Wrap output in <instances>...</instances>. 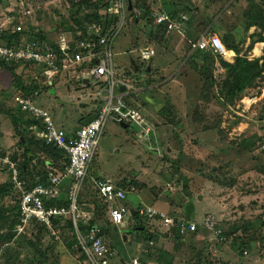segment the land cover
<instances>
[{"label": "rangeland", "instance_id": "rangeland-1", "mask_svg": "<svg viewBox=\"0 0 264 264\" xmlns=\"http://www.w3.org/2000/svg\"><path fill=\"white\" fill-rule=\"evenodd\" d=\"M1 1L0 29L3 31L8 28L12 32V29L17 27L25 33H30L31 30L33 33L42 31L43 47L62 41L67 42L75 37L68 29L71 22L69 16L75 11V8L70 7L69 0ZM100 1L101 4L110 2V0ZM146 1L150 5L151 13L160 11L162 7L167 10L166 12L170 10V0ZM173 1L178 6L183 5L191 10L189 13H179L175 18L179 20L180 15H184L188 19L185 23L186 28L179 33L173 31L169 34L164 33L163 41H158L159 29L156 26L152 28L150 16L148 20L150 25L147 21H140L136 25L133 22L128 23L112 44L113 66L118 73H115V77L123 87L122 96H134L135 89L142 88L147 91L131 99L127 97L126 100L129 101L124 103L138 110L146 121L153 125L154 134L151 135L150 142L154 143L155 140L157 142L151 149L158 151V155L143 149L138 133L133 127L124 129L116 123L108 122L99 139L96 156L89 168L88 179L110 178L111 183L116 186L117 180L122 177L123 179L118 181L121 182L118 184L122 187L123 181L133 180L134 177L140 185L144 184L148 189L156 190L160 196L173 199L179 204L180 209L175 210V216L184 221L183 207L190 203L194 215L188 221L196 225V231L183 235L182 241L175 242L170 237V244L173 246L168 255L156 262L153 261L155 253L152 252L151 262L147 261V263L198 264L199 261L200 264H264V174H258L256 171L259 167H264V86L260 80H257L253 87L246 89L232 104L224 103L218 93L217 83L221 77L226 76L227 72L220 66L222 60L218 61L213 57L214 64L209 67L208 73L213 80H216V84L206 88L203 74L191 59L194 55L202 59L200 55L209 52L191 51V44L196 41L195 39L209 29V32L220 36L236 30L243 40L239 41L242 46L240 55L246 54V58L252 61L257 56H262L264 49V45L257 46L259 41H256L257 37L253 34L263 37L264 32L255 27L249 28L248 31L244 29L243 12L247 6L246 0ZM254 1L263 4L264 7V0ZM86 10L88 6L81 10L80 14ZM99 11L103 12L102 8ZM209 20L211 22L207 24ZM189 25L192 26V32L198 30L196 38L195 35L192 38L186 33ZM134 31L138 37L135 47H132L130 38ZM177 40L183 42L180 50L174 48ZM251 40H255V43L248 51ZM145 46H150L153 51L152 59L147 61V64L140 59L139 51ZM256 47L260 49L259 54L253 52ZM131 60L136 70L141 67L137 75L129 68ZM233 62L231 60V63ZM145 67L148 73L142 71ZM86 68L87 65H84L82 69ZM15 72L21 75L26 84L36 81L39 85H43L37 81L41 79L39 68L19 66ZM70 78L71 74L64 77L59 86L55 83L51 84V88L41 94V105H38L48 110L51 119L58 124L55 123V127L64 131L83 126L79 122L82 117L80 113L86 108L79 109L78 102L85 101L86 104L87 102L92 104V98L96 99L97 91V87L94 89H91L93 88L91 86L84 87L75 77ZM11 85L10 75L0 68V106L7 111L12 108L11 100L14 96ZM81 95H85L86 98L81 99ZM97 104L99 109L102 102L98 101ZM155 104L161 106L160 110L164 106H170L174 122L170 123L165 116L160 115L158 110L154 109ZM93 111L95 112L91 108L90 112ZM217 123L220 131L215 127ZM16 142L17 138L14 136L10 120L0 115L1 149L10 152ZM146 146L150 147L149 144ZM173 164L178 168L177 171ZM182 177L189 180L187 188L190 192L189 197L182 192ZM3 181H8L7 176L0 173V183ZM62 190L64 195L65 189ZM128 191L138 192L142 196L141 200L146 196L149 199V190L143 186L136 187L135 191L134 189ZM81 197H84L81 200L86 199L84 207H88L89 200L95 197L89 184H86V187L84 185ZM13 201L14 199L10 197L4 198L0 200V207H11ZM126 201L127 198L124 203ZM154 203L158 209L174 210L171 206ZM149 205L151 203L143 199L139 211ZM207 217L215 219V231H217L216 227L220 230L226 229L231 223L238 227L247 225L249 229L255 231V233H243L239 230L232 234L233 238L238 236L237 244L248 243L249 248L243 249L246 251L245 254L238 252L236 246H228L229 242L222 243L214 230L205 228L203 221ZM141 219L144 220L143 217ZM156 222L158 221H149L150 225L147 226L157 229ZM109 231L110 234L103 241L111 250L109 245L116 248V239H112L114 233ZM35 232L36 227L31 226L26 228L23 234L27 235V239H32ZM55 232V235L44 232L40 238V246L49 255L47 261L40 264L54 262L80 264L83 256L78 250L76 238L84 234L79 230L78 233L69 231L67 228L62 231L59 227ZM209 234L215 237L216 247L209 242L207 238ZM134 243H126L124 247L127 252L123 249L120 254L117 250L116 264H124L129 259L144 257L145 247L142 246L143 251L140 252L139 243H135L136 248ZM69 244L72 247L69 248ZM8 248L10 256H13L15 251L20 254L17 259L12 257L13 260L9 264L37 263V257L24 242L10 244Z\"/></svg>", "mask_w": 264, "mask_h": 264}, {"label": "built area", "instance_id": "built-area-1", "mask_svg": "<svg viewBox=\"0 0 264 264\" xmlns=\"http://www.w3.org/2000/svg\"><path fill=\"white\" fill-rule=\"evenodd\" d=\"M127 1L111 0L108 13L116 17V22L108 27V23L104 27L92 25L89 29L91 41L80 43L82 51L63 59L60 65L56 61L55 55L48 52H38L31 42L22 41L10 48L0 46L2 59H18L24 63L33 62L47 79L68 70L69 67L87 65V68L82 70L80 75L89 80L93 88L97 87L96 98L102 102L95 118L87 125L78 128L73 137L68 140L65 131L57 129L45 111L33 107L28 100L19 97L13 99L15 105H19L33 119L43 124V129L34 126L29 128L36 138L42 140L46 145H54L63 150L69 157L68 165L61 174L48 176V185H35L30 189L24 188L19 179L17 162L10 161L8 157L1 160L8 167L7 173L14 189L20 193L18 206L21 225L17 227L18 233H21L32 219L45 226L47 232L53 235L56 233L55 221L59 223L60 221H70L77 232L79 230L78 223H85L89 219V214L80 210L77 203L78 194L87 182L99 200L109 203L108 220L110 223L119 226L124 220L126 211L124 201L127 198L125 191L116 188L109 181L89 180L88 169L97 152L98 142L106 123L113 122L118 125L124 124L133 127L138 133L137 136L142 146L149 144L150 137L154 134L153 126L144 119L140 112L124 105L121 96L116 97L115 94L116 88L123 89V87L115 77L112 44L127 23L134 21L139 16L134 7L131 12H128ZM151 18L153 25L163 26L167 34L172 31L179 33L185 28V23L188 21L184 15H181L177 20L159 11L153 13ZM101 29H104L105 35L100 34ZM21 30L20 27H17L12 31L22 32ZM60 47L64 49L63 42L60 43ZM139 51L142 61H148L153 55L150 46H145ZM191 51H211L225 63H231V60L234 59V52L228 49L216 34L209 32V29H206L191 44ZM63 188L65 194L62 196L61 189ZM61 198L65 199L66 205L58 202ZM117 203L119 205H115ZM139 214L149 220H158L167 231L174 226H177L180 234L196 230L194 223L186 224L182 220L176 223L174 218L158 213L150 207L141 210ZM215 224L216 221L213 217H207L203 221V226L210 231H215ZM214 233L218 237V231ZM76 240L78 250L83 256L80 264H116L114 254L99 236L97 227L87 226L86 233L83 236L78 235ZM124 264H140V262L138 258H133Z\"/></svg>", "mask_w": 264, "mask_h": 264}, {"label": "trees", "instance_id": "trees-1", "mask_svg": "<svg viewBox=\"0 0 264 264\" xmlns=\"http://www.w3.org/2000/svg\"><path fill=\"white\" fill-rule=\"evenodd\" d=\"M24 1L26 2V0ZM246 1H247L246 10L243 12V18L245 21L244 29L248 31L249 28L255 27L259 29L261 32H264V7L262 6L263 4L257 3L254 0H246ZM1 3L2 1L0 0V5ZM69 3L71 8H75V11L69 16L71 22L69 23L68 29L75 37L67 42L62 41L64 44V49L60 47V43H54L52 46L49 47L44 46L45 47L44 48L42 43L44 40V35L42 31H38L36 33H33L32 32L33 30H31L30 33H25L23 31L10 32L8 28L5 29L4 31L0 29V46L2 45L10 48L12 45L19 44L22 41L31 42L33 43L34 47L38 50V52H48L55 55L57 58L56 61L60 65L63 59L71 57L75 53L82 51V48L80 47V43H85V41H91V39L89 38V31H90L89 29L92 25L95 24L100 27H104L108 23L107 24L108 27L116 22V17L111 16L108 13V7L110 5V2L101 4L100 0H95V1L69 0ZM131 5H132V9L134 7V9H136L139 14H143L146 18H149L153 14L151 13L152 10L149 7L150 5L146 0H131ZM86 6H88V10L80 14V11L84 10ZM169 6H170V10L168 12H166L167 10L163 9V7L159 12H164L172 19H175L179 13L190 12L188 7H184L183 5L178 6L177 3L173 0H170ZM101 8L103 12L99 11L101 10ZM155 12H157V10ZM136 21L137 19H135L132 22L135 23L136 25L137 24ZM208 22L210 23L211 20L207 21V24H209ZM156 27H158L159 29L157 36H159L160 38L158 40L157 37V40L162 42L164 38L165 28L163 26H156ZM100 34L105 35L104 29H101ZM253 36L257 37L256 41L264 39L260 35L253 34ZM220 39L228 49L233 50L236 53L234 64L231 65L223 61H220L221 68L222 67L225 68L227 72H226V76L221 77V79L217 81L219 86L218 93H220V97L224 100V103L232 104L235 100H237L243 95L246 89L253 87L256 84L257 80H260L264 86V49L261 57L249 61L246 59V54L243 56L240 55V50L238 49V45L241 43H238L237 45L235 44L230 45L231 37L229 36L228 33L221 36ZM254 43L255 40H251L248 46V51L251 49ZM195 56L196 55H194V57L192 56L191 59H194ZM200 56L206 64L205 65L202 64L203 66L199 67L200 69L198 70L201 72V74H203L205 84L208 85L210 83L209 88H211L213 84L214 85L216 84V80L214 79L215 80L214 82L211 74L208 73L207 76L206 72H208L209 67L214 64L213 57L215 58L216 56H214V54L211 51L206 52L205 54ZM150 59H152V57ZM145 63L147 64L148 62L146 61ZM19 66L22 68L25 66L33 67L31 63L26 64L18 59L5 60L0 57V68L5 70L10 75L11 84H12L11 87L14 91V96L12 97L11 100V104H12L11 106L13 109L11 108V110L8 109L7 111L1 108L0 106V115H3L4 117L10 120L14 131V136L17 138V142L14 145V149H12L10 152H7L1 149L0 147V172L5 174L7 176V180L9 181V182L6 181L0 183V200L7 197L14 199L13 205L11 207H7V206L0 207V264H2L3 261L4 264H9L13 260V258L14 259L18 258L20 254L16 251L13 252V256L9 255L8 246L10 244H15V243L18 244L19 242L22 243L24 242L27 247L31 248V250L34 253V256L37 257L36 264H40L41 262L44 261L46 262L47 257L49 256L47 255V251L43 249L39 243L42 234L44 232L47 233V230L45 229V226L38 224L37 222H35L34 219H32L25 226L23 231L21 233H18L17 227L21 225V217L18 206L20 193L14 189L12 183L10 182L9 174L7 173L8 167L6 164H3L1 160L5 157H8L10 161L17 162L19 179L23 183L24 188L30 189L32 186L35 185H48V178H49L48 176L52 174L55 175L61 174L64 171V168L68 165L69 157L66 154V152H64L63 150L57 148L54 145H50V144L46 145L42 140L36 138L35 134L29 128L34 126L38 129H43L44 128L43 124L40 121L33 119L30 116V114H28L27 111L22 110V108L19 105L18 106L15 105L13 99L15 97H19L24 100H28L33 107L39 108L38 99L40 98L42 93L48 91L51 88L49 84H45L43 86V85H39L36 81H32L27 84L24 83V80L21 77V75H18L15 72V69L18 68ZM82 68L83 66L82 67L73 66V67H69L68 70L65 71L66 72L73 71L75 76H80V73L83 70ZM140 71H141V67L138 68L137 73ZM142 71L148 73L146 67L143 68ZM158 112L160 113V115L165 116L170 123L174 122L172 118V111L170 106H164V108H162ZM23 114L28 115L29 119L28 120L24 119ZM96 114L97 113L95 112L85 117L82 120L85 122L83 126L91 122L95 118ZM219 123L215 125V127L218 128L217 129L218 131H220ZM53 124L56 126L54 122ZM127 127L128 126H126V128ZM75 132L76 130L72 134H67L65 132L67 139L69 140L71 137H73ZM173 167L175 168V171L178 170V168L175 167V164H173ZM256 171L258 174H264V167L263 166L259 167ZM90 179H94V178H90ZM182 179H183L182 192L189 197L190 192L187 190L189 180L185 177H182ZM123 182H124L122 184L123 190L128 193H129L128 190L130 189L133 190L134 189L133 187L136 188L138 186H143V188L147 190V187L144 184L140 185L136 181L125 180ZM81 191L79 192L77 197V203L80 210L82 209V206L84 207V204L82 205L80 198ZM152 191L157 193V191L154 189H152ZM62 192L63 190L61 189V193ZM93 194L95 195L94 192ZM89 201L92 202V206H91L92 208L91 207L89 208L91 214L89 215V219L85 223L84 222L78 223L79 230L82 233H86L87 226L97 227L99 230V236L102 239H105V237H108L109 233H107V231H108V227H110L111 225L110 221L108 220L109 203H104L103 201L99 200V198H97L96 195L95 197H92ZM58 202L63 205L67 204L64 198H61ZM175 206L176 208L180 209L179 204ZM183 208H184L183 211H184L185 221L184 220L182 221L188 224L190 222L188 220L193 216L192 213L193 208L192 206H190V203ZM138 218L140 217L138 216V214H136L134 216L135 221ZM57 222L58 221H55L54 223L57 226L58 225L61 226L62 221H60V223ZM136 225L137 226L140 225L141 228H143V230L140 233H136L135 235L138 234L139 242H142L145 246V251L143 255L144 257H142V259L138 258V260L140 264H148L147 261L151 259L152 256L151 253L155 248L154 243L157 242L156 238L159 237V235L157 234L154 235L151 233L146 234L145 224L142 223L138 224L136 222ZM31 226L36 227V232L34 238L27 239V235L23 233L26 228L28 229ZM65 226L70 230L73 229V225L70 221H65ZM103 228H105L106 230ZM216 228L219 233L218 239H220L222 243L224 241L229 242L230 244L228 246L230 247L236 246L237 251L241 253L246 252L243 251V249L249 248L248 243L241 242L237 244L236 242L238 241V236L233 238L232 234L237 233L239 230H241L243 233H255V231L249 229L247 225L238 227L232 223L228 225L226 229L220 230L219 227ZM186 234L187 233L180 234L179 230L178 229L176 230V228H174L172 229V231H170V234L168 236L169 238L171 237L174 239L175 242H177V241H182L183 235ZM144 235L147 236L146 239L144 238ZM109 246L111 248L110 251L112 252V254H114V257L116 258L115 261L117 263V258H118L117 250H115L116 248H114L112 245ZM4 247H6V249ZM68 247L70 248L72 246H70L69 244ZM52 264H56V263L54 262ZM198 264H200L199 261Z\"/></svg>", "mask_w": 264, "mask_h": 264}, {"label": "crops", "instance_id": "crops-1", "mask_svg": "<svg viewBox=\"0 0 264 264\" xmlns=\"http://www.w3.org/2000/svg\"><path fill=\"white\" fill-rule=\"evenodd\" d=\"M150 7V6H149ZM190 12H191V10H190ZM141 15H143V14H139V16H138V18H137V21H136V23H139L140 21H147V23L149 24V22H148V20H150L149 18H146L144 15H143V18H140V16ZM193 20V19H192ZM195 25V24H194ZM154 26V25H153ZM190 27H188L189 28V30H187V34H190L191 35V37L193 38L194 37V35H195V38H196V36H198L197 34H198V30H196L195 32H192V30H191V27L193 26V24H192V26L191 25H189ZM185 28H186V26H185ZM124 29V28H123ZM122 29V30H123ZM235 32H228V34H229V36L231 37V44L230 45H237L238 43H240L239 41L241 40V38L239 37V33L238 32H236V30H234ZM134 33H135V31L132 33V38H133V35H134ZM216 33H217V31H216ZM215 34V33H214ZM226 34V33H225ZM217 35V34H216ZM219 36H220V34H218ZM217 35V36H218ZM218 36V37H219ZM137 37H138V34H137ZM221 37V36H220ZM219 37V38H220ZM132 38H130L131 40H132ZM178 37H176V39H177ZM199 37H197L195 40H197ZM263 38H264V35H263ZM182 40V39H181ZM193 41V40H192ZM260 42H258V44H257V46H259L260 44L263 46L264 44H262V43H264V39H261V40H259ZM262 42V43H261ZM136 43H137V39H136ZM136 43L133 45L132 43H131V41H130V44H131V46L132 47H135V45H136ZM181 43H183L182 41H180V40H177V42H176V44H174V48H175V50H180L181 48H182V45H181ZM242 46H240V44L238 45V49L240 50V52H241V48ZM260 51V50H259ZM127 52H128V50H127ZM254 52V51H253ZM198 53H200V52H198ZM259 54V53H258ZM202 55V54H201ZM214 56H216V55H214ZM236 57V56H235ZM235 57H234V59H233V61L235 62ZM259 57H261V56H257V58H259ZM215 58H217L218 59V61H220V58L219 57H215ZM247 59V58H246ZM194 61H193V63L195 64H197L196 65V68L197 69H200L199 67H202L203 65H205L206 63L202 60V59H200V58H197V57H195L194 59H193ZM202 60V61H201ZM248 60V59H247ZM131 62H132V60H131ZM234 62L233 63H228V64H234ZM31 64H32V66L34 67V68H38L33 62H30ZM30 63H26V64H30ZM203 64V65H202ZM131 65V67H129L130 68V70L133 72V73H135V75H136V73H137V70H136V67L135 66H133L134 64H130ZM40 69V68H39ZM114 70H115V68H114ZM68 73V75H70L71 74V78L70 79H72V78H74L75 77V79L77 80V81H80V85H82V86H84V87H87V85L88 86H91L92 87V85H91V82H89V80H86V79H84L81 75L80 76H75V74L74 73H72V72H66V71H63V72H61L60 74H58V75H56V76H53L51 79H47V78H45L43 75H42V73L39 71V77L41 78L40 80H37L38 82L40 81L41 83H43V86L45 85V84H49L50 86H51V84H54L55 83V85H57V86H59V84H60V82L61 81H63L64 79V77H68V75H66ZM115 73H117V71L115 70ZM119 73H121V72H119ZM72 74H74V76L72 77ZM118 74V73H117ZM206 75L208 76V72H206ZM204 84H205V82H204ZM42 85V84H41ZM205 86V85H204ZM69 87H74V86H69ZM206 87L208 88V87H210V83L208 84V85H206ZM76 88V87H75ZM95 88V87H94ZM94 88H91V89H94ZM122 88L120 89V88H116L115 89V94H116V97H119V96H121V100H122V102H123V104L124 105H126L124 102H127V101H129V99H127L126 100V98L128 97V98H132V97H135V96H139V95H141V94H143V93H146L147 91L145 90V89H142V88H140V90H138V89H135L134 91H133V93H134V96H122L123 94H124V92H122ZM145 90V91H144ZM139 91H140V93H139ZM88 97H90V96H88ZM80 98L82 99V98H86V96L85 95H81L80 96ZM126 100V101H125ZM97 102H98V100H97V98L95 99L94 97L92 98V104L91 103H89V102H87V104H86V102L85 101H83L82 103H80V102H78V104H79V109H84V108H86V110L84 111V112H81L80 113V115L82 116L81 118H80V120H79V122L81 123V124H84L85 122L84 121H82L85 117H87L89 114H92V113H97V111H98V109H97V107H98V104H97ZM38 105H41V100H40V98L38 99ZM92 105V106H91ZM128 105V104H127ZM126 105V106H127ZM156 105V104H155ZM154 105V106H155ZM96 106V107H95ZM39 108H41L40 106H38ZM127 107H129V108H132L130 105H128ZM91 108H93L94 110H95V112L93 111V112H90L91 111ZM160 108H161V106L160 105H156V108H154V109H156V110H160ZM41 109H43L47 114H48V116L50 117V114H49V111L48 110H46V109H44L43 107L41 108ZM132 109H134V108H132ZM134 110H136V109H134ZM138 111V110H137ZM139 112V111H138ZM24 115V119H26V120H28L29 119V116L28 115H26V114H23ZM80 115H78L77 114V116H80ZM50 119H51V117H50ZM77 120H78V118H76ZM145 119V118H144ZM52 120V119H51ZM146 120V119H145ZM54 123H56V121H54V120H52ZM79 123V124H80ZM149 123V122H148ZM57 124V123H56ZM59 124H61V123H59ZM58 125V124H57ZM151 125V124H150ZM120 126V125H119ZM153 126V125H152ZM121 127V126H120ZM62 128V127H61ZM78 128H80V127H78ZM78 128H75V129H73V130H68V131H65L67 134H72L75 130H77ZM125 129V128H124ZM135 131V130H134ZM136 132V131H135ZM137 133V132H136ZM157 135V134H156ZM156 140H155V142L153 143H149V146L150 147H148V146H143L144 148L143 149H145L146 151H148V152H150L151 154H153V155H158V151H156V150H152L151 148H153L155 145H156ZM154 151H156V154H154ZM96 156V155H95ZM95 158V157H94ZM1 173V172H0ZM2 175H5V174H3L2 173ZM6 176V175H5ZM94 179H97V180H100V181H109V182H112L111 181V179L110 178H94ZM121 179H123L122 177H120L118 180H117V182H116V188H118V189H121V190H123V186L121 187V186H119V184L118 183H121V182H118L119 180H121ZM132 180V179H131ZM133 180L135 181L136 179L133 177ZM132 180V181H133ZM3 182H6V181H3ZM86 184H89L88 182L87 183H85L84 185H85V187H86ZM89 186H90V184H89ZM84 187V186H83ZM134 188V191H135V187H133ZM83 189V188H82ZM147 190H149V193H148V195H149V199H147V197L148 196H146V197H144L143 199H145L146 200V202L147 203H151V205H149L148 207H150V208H152L153 210H155L156 212H158V213H162V214H164V215H166V216H168V217H171V218H174V220H175V222L177 223L180 219H176V217L177 216H175L176 214H175V210H179L178 208H176V206L175 205H177V203L173 200V199H169L168 197H166V198H168V200H169V202L168 203H164V202H161V201H158L157 199H155L154 197H153V195H152V193H155L154 191H152L151 189H148L147 188ZM124 191V190H123ZM140 193V192H139ZM155 194H157L158 196H160L158 193H155ZM141 195H139L138 194V192H136V193H128L127 194V201L124 203V206H125V216H124V220H123V223H122V225H119V226H117V225H113V224H111L110 225V227H108V231H107V233H109L110 231L109 230H111L113 233H114V235H112L111 237H112V239H116V243H115V246H116V250H118L119 252H120V254H121V252L123 251V249H124V251L125 252H127L128 250L124 247V246H126L127 244L126 243H129V242H132V243H139L138 245L141 247V249H140V252L141 251H143L142 250V246H144V244L142 243V242H139V239H138V234L137 235H135L136 233H140L142 230H143V228H141V226L140 225H136V222L138 223V224H140V223H142V224H145V227H146V231H145V233L147 234V233H151V234H157V235H159V237H157L156 238V240H157V242L156 243H154V250L152 251V252H154L155 253V256H154V260L153 261H158L160 258H163V256H167L168 255V253H169V250L171 249V247L173 246L172 244H170L171 243V239L169 238V234H170V231H172V229H174V228H176L177 226H174L173 228H171V229H168V231H167V229H165V228H163V226L161 225V222H159L158 220H155V219H151V220H149V219H147L146 217H144L143 215H141V214H139V208H141V203H142V200H141ZM160 197H162V196H160ZM82 198H84V197H81V199ZM85 198H88V197H86L85 196ZM149 200V201H148ZM85 201H86V199H83V200H81V202H82V205L83 204H85ZM172 203H171V202ZM154 202H159V203H161V204H164V205H167V206H171V207H173V209L174 210H172V211H165V210H162V209H158V208H156L155 206H154ZM130 204V205H129ZM115 205H119L118 203L117 204H115ZM92 206V202H89V205H88V207L87 206H85V207H83L82 206V211H84V212H87L88 213V211H89V208ZM87 207V208H86ZM92 208V207H91ZM87 209V210H86ZM194 212V211H193ZM197 212V211H196ZM89 215L91 214L90 213V211H89V213H88ZM136 214H138V216L140 217V218H138L136 221H135V219H134V216L136 215ZM194 215V214H193ZM141 217H143L144 218V220H142L141 219ZM149 221H158V222H156L157 223V225H156V227L155 228H157V229H153V228H149L147 225H150V223H148ZM191 223H193V222H191ZM57 227H61L60 229L62 230V231H65L66 230V226H65V221H62L61 222V226H56L55 227V230L57 231ZM160 227V228H159ZM79 228V227H78ZM132 228V229H131ZM69 231H73V232H75L74 231V228L72 229V230H70L69 228H67ZM103 229H105V228H103ZM197 229V228H196ZM204 229V228H203ZM106 230V229H105ZM176 230H177V228H176ZM79 232L80 233H82L80 230H79ZM175 232V231H174ZM133 233V234H132ZM169 233V234H168ZM184 233H192V232H189V231H186V232H184ZM84 234V233H83ZM110 234V233H109ZM165 235V236H164ZM146 235H144V238L146 239ZM208 239H209V242L211 243V245L213 246V247H216L217 246V242H216V240L214 239L215 237H212L210 234H209V236L207 237ZM153 242H154V240H153ZM133 244L134 245V247L136 248V244ZM171 245V246H170ZM145 247V246H144ZM139 255V254H138ZM138 255H136V256H138ZM159 255H161L160 257H158ZM136 256H133V257H136ZM132 258V257H131ZM136 258H138V257H136ZM152 261V262H153ZM148 262H151L150 260H148ZM148 264H151V263H148ZM152 264H154V263H152Z\"/></svg>", "mask_w": 264, "mask_h": 264}, {"label": "water", "instance_id": "water-1", "mask_svg": "<svg viewBox=\"0 0 264 264\" xmlns=\"http://www.w3.org/2000/svg\"><path fill=\"white\" fill-rule=\"evenodd\" d=\"M127 10H128V11H131V10H132V5H131V1H130V0L127 1ZM140 18H143V15H141ZM136 39H137V33L135 32L134 35H133V38H132V40H131V43H132L133 45L136 43ZM131 63L133 64V61H132ZM120 126H121L122 128H125V127H126V125H124V124H121ZM154 154H156V151H154ZM152 195H153V197H154L155 199H157L158 201H161V202H164V203H168V202H169L168 198H166V197H160V196H158V195L155 194V193H152ZM170 202H171V201H170ZM171 203H172V202H171ZM164 236H165V235H164Z\"/></svg>", "mask_w": 264, "mask_h": 264}, {"label": "bare ground", "instance_id": "bare-ground-1", "mask_svg": "<svg viewBox=\"0 0 264 264\" xmlns=\"http://www.w3.org/2000/svg\"><path fill=\"white\" fill-rule=\"evenodd\" d=\"M259 48L258 47H256L255 49H254V53H257L258 54V52H259Z\"/></svg>", "mask_w": 264, "mask_h": 264}]
</instances>
